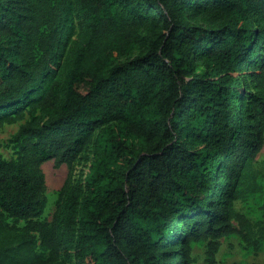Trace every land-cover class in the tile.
<instances>
[{
    "label": "trees",
    "instance_id": "obj_1",
    "mask_svg": "<svg viewBox=\"0 0 264 264\" xmlns=\"http://www.w3.org/2000/svg\"><path fill=\"white\" fill-rule=\"evenodd\" d=\"M36 113L0 156V264H191L199 242L216 264L232 235L260 250L264 222L234 203L262 192L264 0H0V128ZM49 161L69 173L46 220Z\"/></svg>",
    "mask_w": 264,
    "mask_h": 264
},
{
    "label": "rangeland",
    "instance_id": "obj_2",
    "mask_svg": "<svg viewBox=\"0 0 264 264\" xmlns=\"http://www.w3.org/2000/svg\"><path fill=\"white\" fill-rule=\"evenodd\" d=\"M77 32V22L73 20L64 40L63 52L59 58L61 66L58 72L52 76V80H56L60 77L63 59L76 41ZM244 84L245 90L248 89L247 91L254 92L252 85L247 79H245ZM32 118H39V114H25L23 120L12 125H4L0 128V156L2 159L9 161L16 158L19 144L15 142L14 137L19 127ZM91 161L92 148L88 147L72 167L70 179L72 184L83 183ZM254 168L261 175L258 179V183L262 188V192L259 194L247 195L243 200L235 202L234 208L237 212L244 214L252 223H257L259 221L264 222V148L257 156ZM42 170L44 175L45 172L46 175H48V180H46L45 176L47 206L43 219L50 220L55 209L57 193L66 180L69 169L66 165H61L56 168L54 166V161H49L42 165ZM180 235H182L181 232ZM219 243V251L215 257L216 264H264V242L257 253H254L251 249H245L241 240L236 235L222 238ZM205 252L206 242L191 244V264H206ZM65 264L74 263L66 262Z\"/></svg>",
    "mask_w": 264,
    "mask_h": 264
},
{
    "label": "bare ground",
    "instance_id": "obj_3",
    "mask_svg": "<svg viewBox=\"0 0 264 264\" xmlns=\"http://www.w3.org/2000/svg\"><path fill=\"white\" fill-rule=\"evenodd\" d=\"M45 176H46V180H48V175H46V172H45Z\"/></svg>",
    "mask_w": 264,
    "mask_h": 264
}]
</instances>
